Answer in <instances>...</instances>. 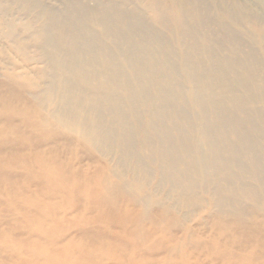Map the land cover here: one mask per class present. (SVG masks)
<instances>
[{"label": "bare ground", "instance_id": "obj_1", "mask_svg": "<svg viewBox=\"0 0 264 264\" xmlns=\"http://www.w3.org/2000/svg\"><path fill=\"white\" fill-rule=\"evenodd\" d=\"M94 1L0 0V264H264V17Z\"/></svg>", "mask_w": 264, "mask_h": 264}, {"label": "rangeland", "instance_id": "obj_2", "mask_svg": "<svg viewBox=\"0 0 264 264\" xmlns=\"http://www.w3.org/2000/svg\"><path fill=\"white\" fill-rule=\"evenodd\" d=\"M55 4H59L60 0H51ZM221 1V0H220ZM223 1V0H222ZM244 2L252 16H263L264 17V0H241ZM89 4H94V0H87Z\"/></svg>", "mask_w": 264, "mask_h": 264}]
</instances>
